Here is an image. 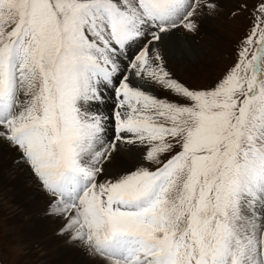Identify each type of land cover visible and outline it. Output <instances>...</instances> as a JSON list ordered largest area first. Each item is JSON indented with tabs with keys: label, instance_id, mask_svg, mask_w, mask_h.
I'll use <instances>...</instances> for the list:
<instances>
[{
	"label": "snow or ice",
	"instance_id": "snow-or-ice-1",
	"mask_svg": "<svg viewBox=\"0 0 264 264\" xmlns=\"http://www.w3.org/2000/svg\"><path fill=\"white\" fill-rule=\"evenodd\" d=\"M217 8L0 0V146L96 264H264V0L214 82L166 66L165 39Z\"/></svg>",
	"mask_w": 264,
	"mask_h": 264
},
{
	"label": "bare ground",
	"instance_id": "bare-ground-1",
	"mask_svg": "<svg viewBox=\"0 0 264 264\" xmlns=\"http://www.w3.org/2000/svg\"><path fill=\"white\" fill-rule=\"evenodd\" d=\"M164 43L167 60L170 57L195 58L201 49L193 38L178 31L167 37ZM104 109L107 111L108 106L105 105ZM127 154L117 153L114 169L127 168L128 163L124 160ZM17 157L18 154L10 147L0 146V158L4 161L0 167V195L8 203V212L11 213L8 217V232L20 241L22 248L35 246L41 249V254L38 255L39 251L36 250L32 256H27H37L38 264H96L83 249L60 234L63 221L49 213L46 194L29 168L17 163Z\"/></svg>",
	"mask_w": 264,
	"mask_h": 264
},
{
	"label": "rangeland",
	"instance_id": "rangeland-1",
	"mask_svg": "<svg viewBox=\"0 0 264 264\" xmlns=\"http://www.w3.org/2000/svg\"><path fill=\"white\" fill-rule=\"evenodd\" d=\"M216 3L218 8L215 12L205 13L199 18L196 32L188 33L183 29L178 31L193 38L200 46L198 55L195 58L166 59L167 69L172 75L190 87L211 84L233 63L238 41L249 28L250 10L255 0H216ZM242 4H247L249 11H240ZM234 12L235 16L232 15ZM125 158L127 168L136 166L133 155L127 154ZM3 163L0 158V167ZM1 198L0 195V264H38L37 256H27H32L36 250L39 255L41 249L35 246L22 248L20 241L8 232V217L11 213L8 212V203ZM30 250L32 253H29Z\"/></svg>",
	"mask_w": 264,
	"mask_h": 264
}]
</instances>
